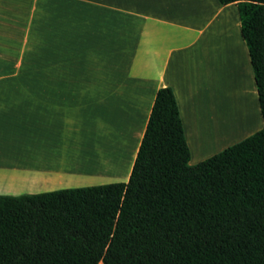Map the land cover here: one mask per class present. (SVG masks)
Listing matches in <instances>:
<instances>
[{"label": "crops", "instance_id": "obj_1", "mask_svg": "<svg viewBox=\"0 0 264 264\" xmlns=\"http://www.w3.org/2000/svg\"><path fill=\"white\" fill-rule=\"evenodd\" d=\"M34 10L0 0L1 195L127 182L161 87L175 92L191 164L263 128L236 2L46 0Z\"/></svg>", "mask_w": 264, "mask_h": 264}, {"label": "trees", "instance_id": "obj_2", "mask_svg": "<svg viewBox=\"0 0 264 264\" xmlns=\"http://www.w3.org/2000/svg\"><path fill=\"white\" fill-rule=\"evenodd\" d=\"M236 2L264 121V0ZM161 87L130 177L0 194V264H264V126L191 164Z\"/></svg>", "mask_w": 264, "mask_h": 264}, {"label": "rangeland", "instance_id": "obj_3", "mask_svg": "<svg viewBox=\"0 0 264 264\" xmlns=\"http://www.w3.org/2000/svg\"><path fill=\"white\" fill-rule=\"evenodd\" d=\"M41 1L45 2L46 0H17V2H22V3L24 2V3H27V4H31L32 7H33V11H36L34 9H35L36 6L38 7L39 2H41ZM47 1H48V3L55 4V0H47ZM94 151L95 152H93L92 157L94 158L97 155V157L99 158V155L97 153V150H94ZM92 160H95V159H92ZM92 166L99 167L100 166V159H98V162H96L95 165H92ZM114 182H120V181H117V180L116 181L104 180V182H102V183H96L94 185L110 184V183H114ZM94 185L93 184L92 185H85V186H81V187L94 186ZM67 188H80V187H64L62 189H67ZM58 190H61V189H58ZM14 196H19V195H16L15 194Z\"/></svg>", "mask_w": 264, "mask_h": 264}, {"label": "bare ground", "instance_id": "obj_4", "mask_svg": "<svg viewBox=\"0 0 264 264\" xmlns=\"http://www.w3.org/2000/svg\"><path fill=\"white\" fill-rule=\"evenodd\" d=\"M96 163V162H95ZM95 163H92V165H95ZM74 165V164H73ZM67 171H69V170H67ZM3 176V175H2ZM4 177V176H3Z\"/></svg>", "mask_w": 264, "mask_h": 264}]
</instances>
